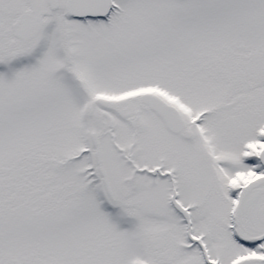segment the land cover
I'll list each match as a JSON object with an SVG mask.
<instances>
[{
    "label": "snow or ice",
    "instance_id": "snow-or-ice-1",
    "mask_svg": "<svg viewBox=\"0 0 264 264\" xmlns=\"http://www.w3.org/2000/svg\"><path fill=\"white\" fill-rule=\"evenodd\" d=\"M0 264H264V0H0Z\"/></svg>",
    "mask_w": 264,
    "mask_h": 264
}]
</instances>
